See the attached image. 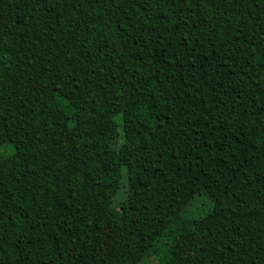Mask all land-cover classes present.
I'll return each mask as SVG.
<instances>
[{
	"label": "trees",
	"instance_id": "trees-1",
	"mask_svg": "<svg viewBox=\"0 0 264 264\" xmlns=\"http://www.w3.org/2000/svg\"><path fill=\"white\" fill-rule=\"evenodd\" d=\"M262 62L264 0H0V264H264Z\"/></svg>",
	"mask_w": 264,
	"mask_h": 264
},
{
	"label": "rangeland",
	"instance_id": "rangeland-1",
	"mask_svg": "<svg viewBox=\"0 0 264 264\" xmlns=\"http://www.w3.org/2000/svg\"><path fill=\"white\" fill-rule=\"evenodd\" d=\"M120 141L121 138H118V142ZM123 176L124 177L122 179L121 186L114 197L112 207L102 212V219L107 231L108 244L113 242L115 239L123 236L124 234L130 232L132 229L130 222L131 212L127 202L129 182L125 170H123ZM205 202V200L199 198L195 202V204H193V206L190 208V211L201 212L203 210L202 208H205L203 207V205L206 204ZM210 208L211 207L205 208V210H209ZM109 237H111V239H109ZM104 251H101V253H103ZM140 264H159V261L155 257V255H150L148 258H146V260H144Z\"/></svg>",
	"mask_w": 264,
	"mask_h": 264
},
{
	"label": "snow or ice",
	"instance_id": "snow-or-ice-1",
	"mask_svg": "<svg viewBox=\"0 0 264 264\" xmlns=\"http://www.w3.org/2000/svg\"><path fill=\"white\" fill-rule=\"evenodd\" d=\"M183 4L188 7V8H192V7H196V6H202L204 3V0H182ZM261 67H264V62H262ZM239 85H237L238 87ZM123 96V94H121L119 97H117V100L121 99ZM3 98V93L0 92V99ZM115 107H118V103L117 105H114ZM4 108L2 105H0V112H3ZM261 112H264V107L260 108ZM193 115H197L195 112L193 113ZM253 115H255V113H253ZM200 118H203V112L199 113ZM2 118V117H0ZM262 125H264V117H257L256 121L251 122L249 125V131L252 132L253 134H259V138L262 142H264V131H262ZM241 143H243V141L241 140ZM250 143H252L253 146H255L256 141H250ZM247 150V145L245 146V151ZM8 160V156L4 155V148H3V141L0 140V166H3ZM243 167V164L238 165L237 166V170H239V168ZM257 182L261 185H264V169L260 170V176L257 179ZM247 203V202H245ZM260 203L262 205H264V199L260 200ZM233 216L238 215V213H231ZM229 217L226 215L224 217V220H228ZM242 221H239L236 223L235 229L233 232H230L229 235L232 237L233 243L236 242V237L238 236H242L245 234L244 231L240 230V225H241ZM262 229H264V224H262ZM109 239H111V237H109ZM108 247V240H105L103 242V246L101 247V251H104L105 249H107ZM264 250V249H262Z\"/></svg>",
	"mask_w": 264,
	"mask_h": 264
}]
</instances>
